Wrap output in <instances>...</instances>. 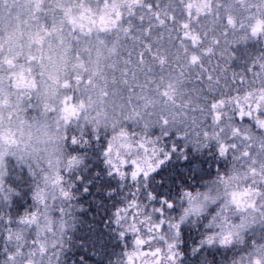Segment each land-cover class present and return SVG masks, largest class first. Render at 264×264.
<instances>
[{"label": "clouds", "instance_id": "9594fccd", "mask_svg": "<svg viewBox=\"0 0 264 264\" xmlns=\"http://www.w3.org/2000/svg\"><path fill=\"white\" fill-rule=\"evenodd\" d=\"M189 3L206 7L190 17ZM261 122L264 0H0V264H75L89 160L118 181L96 189L121 201L105 264H264ZM173 153L211 157L213 174L158 195Z\"/></svg>", "mask_w": 264, "mask_h": 264}, {"label": "trees", "instance_id": "16d2710c", "mask_svg": "<svg viewBox=\"0 0 264 264\" xmlns=\"http://www.w3.org/2000/svg\"><path fill=\"white\" fill-rule=\"evenodd\" d=\"M155 3V0H152ZM155 10V8L153 9ZM227 21L225 20V23ZM183 35V34H181ZM250 50L255 49V45L250 44ZM238 56L240 60L245 59L247 52L240 48L238 50ZM207 67V65H205ZM233 67L239 68L242 65L238 60L233 61ZM155 132L156 129H153ZM174 135V134H173ZM168 139V138H166ZM180 143L179 138L176 140ZM80 151H91L93 156H98V149H78ZM191 153V148L187 150ZM208 150H205L207 152ZM212 158L208 156L200 155H190L188 159H176L175 153H173V158L161 166L155 173L152 174L153 178H158L161 180L159 185L154 187V191H157L158 195H163L164 191H172L173 187H176V181L180 180L182 183L187 184L188 179L187 173L192 174V179L200 180L207 178L213 174L214 166L210 165ZM90 163L93 164L92 168L88 170L87 173L83 174V180H92V183L88 184V191L83 192L80 196L81 202H86L88 204V211L79 213L83 217V222L77 228V230L72 234L73 239L70 241V247L65 252V257L68 260L75 261V264H105V260L111 258L114 254L115 249L122 247V242L117 238V234L111 231L114 225L107 222V218L110 215V209L115 207V203H120L117 199V194H112L111 196L105 195L102 191H97V187H107L115 186L118 181L114 180L113 177L106 176L104 173L106 169L102 166V160H96ZM99 170L101 175L93 178V172ZM79 187H83L81 182H78ZM150 186L152 184L150 183ZM102 201L101 204L97 205L96 201ZM110 201H115V203H110ZM31 203L30 198H28V192H23V198L17 197L14 200V208L18 213L21 211L26 204ZM125 239H128L126 237ZM184 243L182 248L185 250L186 256L190 243H195L197 236L192 229H184ZM203 252L204 249H201ZM220 250L217 249L216 252L208 250L209 255L215 257L216 253ZM94 252H98L99 255H94ZM199 258V254L193 257V261Z\"/></svg>", "mask_w": 264, "mask_h": 264}, {"label": "snow or ice", "instance_id": "6c2138e0", "mask_svg": "<svg viewBox=\"0 0 264 264\" xmlns=\"http://www.w3.org/2000/svg\"><path fill=\"white\" fill-rule=\"evenodd\" d=\"M130 2H131V4H139V3H140V0H130ZM37 7H38V4H37ZM205 7H206V4H205V3H201V4H198V5H197V4H194V3H189V4L187 5L188 14H189V16L191 17L193 8H195V12H196L197 14H199V13H201V12L204 10ZM148 8H149V10H151V5H148ZM154 16H155V18L159 21V23H160L161 25H163V24L165 23V20L161 18L159 12L154 13ZM229 23H231V19H229ZM181 27H182L183 29H185V31H184V37H185L186 39H190V40L193 42V44H195V43L199 40V37H198L197 35L193 34V33L190 32V31H188V29L190 28L189 23L184 22V23L181 25ZM125 31H127V29H126ZM146 47H148V46L146 45ZM148 50L150 51L151 49L149 48ZM209 51H210V50H209ZM197 59H198V57L195 56V55H193V56L191 57V60H192L193 63H195V62L197 61ZM140 60H141V63H143V53L140 54ZM160 63H161V64L164 63L163 58L160 59ZM77 79H79V78H77ZM65 86H67V85H65ZM163 94H164L165 96H169V92H167V91H165ZM212 107H213V108H216L217 105H216V104H213ZM66 110H67V109H66ZM165 123H167V121H165ZM261 123L264 124V122H261ZM221 152L223 153V148H221Z\"/></svg>", "mask_w": 264, "mask_h": 264}]
</instances>
